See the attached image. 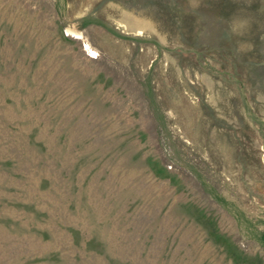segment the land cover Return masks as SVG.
I'll return each mask as SVG.
<instances>
[{"label":"rangeland","instance_id":"374dc122","mask_svg":"<svg viewBox=\"0 0 264 264\" xmlns=\"http://www.w3.org/2000/svg\"><path fill=\"white\" fill-rule=\"evenodd\" d=\"M0 264H264V0H0Z\"/></svg>","mask_w":264,"mask_h":264}]
</instances>
